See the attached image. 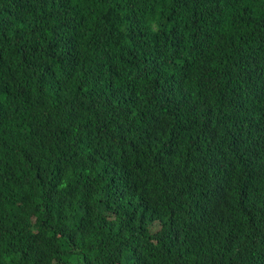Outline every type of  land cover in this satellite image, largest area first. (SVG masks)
I'll return each instance as SVG.
<instances>
[{
  "label": "trees",
  "instance_id": "1",
  "mask_svg": "<svg viewBox=\"0 0 264 264\" xmlns=\"http://www.w3.org/2000/svg\"><path fill=\"white\" fill-rule=\"evenodd\" d=\"M0 264H264V0H0Z\"/></svg>",
  "mask_w": 264,
  "mask_h": 264
},
{
  "label": "clouds",
  "instance_id": "2",
  "mask_svg": "<svg viewBox=\"0 0 264 264\" xmlns=\"http://www.w3.org/2000/svg\"><path fill=\"white\" fill-rule=\"evenodd\" d=\"M224 91H227V90L225 88H222L219 92H217V94L220 96V94L223 93ZM235 98H237V97H231V98L230 97H224L222 99H223V101L230 102L231 104L241 105L243 101L242 100H233Z\"/></svg>",
  "mask_w": 264,
  "mask_h": 264
}]
</instances>
